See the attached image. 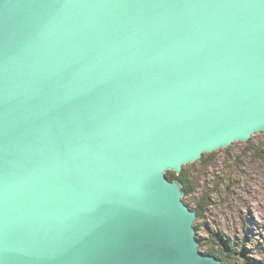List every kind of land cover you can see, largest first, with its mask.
<instances>
[{"label": "water", "instance_id": "1", "mask_svg": "<svg viewBox=\"0 0 264 264\" xmlns=\"http://www.w3.org/2000/svg\"><path fill=\"white\" fill-rule=\"evenodd\" d=\"M264 133V0H0V264H223L171 179Z\"/></svg>", "mask_w": 264, "mask_h": 264}, {"label": "rangeland", "instance_id": "2", "mask_svg": "<svg viewBox=\"0 0 264 264\" xmlns=\"http://www.w3.org/2000/svg\"><path fill=\"white\" fill-rule=\"evenodd\" d=\"M184 168L190 179L199 181L194 192L183 197L184 202L195 210L200 198L210 195L204 216L194 222L202 251L212 246L213 233L224 234L232 245H241L235 260L225 264H247V259L264 264V133L205 154L202 161Z\"/></svg>", "mask_w": 264, "mask_h": 264}, {"label": "trees", "instance_id": "3", "mask_svg": "<svg viewBox=\"0 0 264 264\" xmlns=\"http://www.w3.org/2000/svg\"><path fill=\"white\" fill-rule=\"evenodd\" d=\"M212 154L213 153L208 154V156H210ZM202 160H203V157L200 159V161H202ZM167 176L171 179L178 178L182 182L184 197L189 195L190 193L194 192V189L196 187H198V185H199L198 180L196 182V181L190 179L191 176L186 171V168H183V170L181 171V173L178 176L176 174H174L173 172H167ZM204 195L205 196H202L200 198V200L196 203V205L194 204L196 206L195 211L197 213V219L199 217L204 216V214L208 208V204L210 202L209 193H206ZM211 242H212V246H210V249H208L207 251H202V245H200L199 246L200 251L205 252L207 254H214L215 256H217L218 258H220L222 260L223 264H225V261L227 263H229L230 259L235 260L234 255L238 254L236 252V248H238V246L241 247V245H238V244L232 245L231 244L232 240L228 241V239L225 238L224 234L220 235V234L213 233L212 238H211ZM222 257H224L225 260H223ZM246 258H247V256H246ZM247 264H251L248 261V259H247Z\"/></svg>", "mask_w": 264, "mask_h": 264}, {"label": "bare ground", "instance_id": "4", "mask_svg": "<svg viewBox=\"0 0 264 264\" xmlns=\"http://www.w3.org/2000/svg\"><path fill=\"white\" fill-rule=\"evenodd\" d=\"M253 136H254V135H253ZM253 136H252V137H253ZM252 137H251V138H252ZM250 140H251V139H250ZM250 140H249V141H250ZM249 141H248V142H249ZM204 155H205V154H204ZM198 161H199V160H198ZM184 167H185V166H184ZM184 167H183V168H184ZM182 170H183V169H182ZM182 170H181V171H182ZM182 199H183V198H182ZM197 222H198V221H197ZM202 253H203V252H202ZM204 254H205V253H204ZM209 255H210V254H209ZM220 260H221V259H220ZM221 261H222V260H221Z\"/></svg>", "mask_w": 264, "mask_h": 264}]
</instances>
